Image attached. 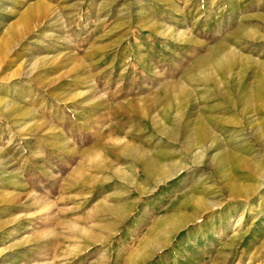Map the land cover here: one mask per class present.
<instances>
[{
  "label": "rangeland",
  "instance_id": "obj_1",
  "mask_svg": "<svg viewBox=\"0 0 264 264\" xmlns=\"http://www.w3.org/2000/svg\"><path fill=\"white\" fill-rule=\"evenodd\" d=\"M0 264H264V0H0Z\"/></svg>",
  "mask_w": 264,
  "mask_h": 264
},
{
  "label": "bare ground",
  "instance_id": "obj_2",
  "mask_svg": "<svg viewBox=\"0 0 264 264\" xmlns=\"http://www.w3.org/2000/svg\"><path fill=\"white\" fill-rule=\"evenodd\" d=\"M150 166H151V165H150ZM141 169H142V172H143L144 174H149V173H148V172H149V169L144 168V167H142Z\"/></svg>",
  "mask_w": 264,
  "mask_h": 264
}]
</instances>
